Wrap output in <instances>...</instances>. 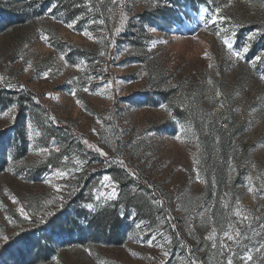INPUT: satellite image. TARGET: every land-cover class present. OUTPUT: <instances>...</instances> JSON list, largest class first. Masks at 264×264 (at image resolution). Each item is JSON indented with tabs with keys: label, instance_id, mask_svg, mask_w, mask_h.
<instances>
[{
	"label": "rangeland",
	"instance_id": "1",
	"mask_svg": "<svg viewBox=\"0 0 264 264\" xmlns=\"http://www.w3.org/2000/svg\"><path fill=\"white\" fill-rule=\"evenodd\" d=\"M13 3L0 264H264V0Z\"/></svg>",
	"mask_w": 264,
	"mask_h": 264
},
{
	"label": "trees",
	"instance_id": "2",
	"mask_svg": "<svg viewBox=\"0 0 264 264\" xmlns=\"http://www.w3.org/2000/svg\"><path fill=\"white\" fill-rule=\"evenodd\" d=\"M27 0H13V4H11V7H13L12 9H10L7 12V16L10 17V19H12L13 14L15 13L16 7L15 5H18L20 2L27 4L26 3ZM69 0H60V2L63 4L64 2H66V4L68 3ZM29 4V3H28ZM176 90H171L172 94H175ZM178 99V98H177ZM134 200H132V205L135 208V210L137 211L138 214L140 215H146L147 217L150 215V212L152 211L149 206H148V202L146 201H141L140 196L135 195L134 198H132Z\"/></svg>",
	"mask_w": 264,
	"mask_h": 264
},
{
	"label": "snow or ice",
	"instance_id": "3",
	"mask_svg": "<svg viewBox=\"0 0 264 264\" xmlns=\"http://www.w3.org/2000/svg\"><path fill=\"white\" fill-rule=\"evenodd\" d=\"M221 18H222V17H221ZM69 27H71V25H69ZM45 39H47V37H45ZM223 42H224L225 45H227V47H228L229 49L232 48V44L230 43V41H229L227 38H225ZM246 50H247V49H245V51H246ZM235 55L238 56V57H241V58H242V56H241V54H240L239 52H236ZM260 58H261L260 56H257V57H256L257 60H259ZM262 78H264V77H262ZM59 175H65V174H64V173H59ZM110 179H111V178L108 177V176H105V177H104V180H105V181H110ZM251 190H252V189L250 188L249 191H251ZM113 195H114V189H113ZM110 198H111V197H110ZM89 207H91V205H89ZM19 211H20V214H21L22 216L25 217V219H30V217H28V214H27V212H25V210H24L23 207H21ZM50 214H51V213H50ZM237 214L239 215V213H237ZM226 235H227V233H226ZM0 238H2L3 240H7V239H8L7 236H3V237H0ZM209 238L211 239V237H209ZM228 238H229L230 240L233 239L232 236H228ZM149 244H151V241H149ZM262 249H264V244H262L261 247H260L259 249H257V251L259 252V251H261ZM163 254H164L165 256L168 255L167 252H164ZM246 260H247V261H251V260H253V256H252L251 254H247V255H246ZM227 264H233L232 260H231V259H228Z\"/></svg>",
	"mask_w": 264,
	"mask_h": 264
}]
</instances>
